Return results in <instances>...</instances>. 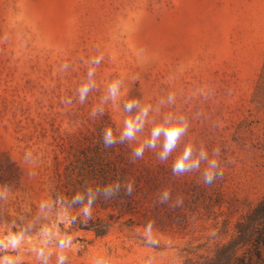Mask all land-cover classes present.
Masks as SVG:
<instances>
[{
  "label": "rangeland",
  "instance_id": "rangeland-1",
  "mask_svg": "<svg viewBox=\"0 0 264 264\" xmlns=\"http://www.w3.org/2000/svg\"><path fill=\"white\" fill-rule=\"evenodd\" d=\"M100 53L97 88L79 104L76 89L87 79L89 58ZM65 62L69 68L59 71ZM114 79L123 81L120 100L92 118ZM204 86L207 99L197 92ZM169 92L174 105L166 103ZM129 99L152 106L149 121L187 118L189 131L167 162L150 150L130 162V225L115 223L102 236L70 229L75 217L105 211L56 207L58 176L68 156L97 140L98 128L119 134L123 117L139 111L123 112ZM150 128L146 123L137 142L120 144L129 158ZM186 143L203 145L210 156L219 147L223 178L205 185L203 164L174 177L172 160ZM26 150L38 160L34 169L23 163ZM0 185L11 188L0 202V264H57L61 241L68 264H91L95 256L109 264L213 257L264 198V0H0ZM165 189L184 206L157 204ZM149 220L155 247L143 237Z\"/></svg>",
  "mask_w": 264,
  "mask_h": 264
},
{
  "label": "clouds",
  "instance_id": "clouds-1",
  "mask_svg": "<svg viewBox=\"0 0 264 264\" xmlns=\"http://www.w3.org/2000/svg\"><path fill=\"white\" fill-rule=\"evenodd\" d=\"M104 55L90 57L88 60V68L86 72V81L82 82L76 89V98L79 104H84L87 100L88 94L97 88V84L93 82V78L96 74V68L103 61ZM69 68L67 62L62 63L59 67V71L64 72ZM121 79H114L107 83L106 94L100 99L99 105L93 108L90 112L92 118L97 116L102 117L104 113V105L109 102L116 104L121 98L122 93ZM198 94L205 99L211 96V92L207 86H204L197 90ZM66 105L73 103L72 98H65L61 101ZM176 102V94L169 92L166 96V103L168 105H174ZM160 103H164L162 100ZM139 108V111L135 115H125L122 119V127L119 130V134H115L114 130L110 126H105L101 129V139L105 148H111L117 144H124L126 141L129 145L132 142H137V134L145 130V124L151 123L150 131L147 137L138 142L135 147L131 149L130 162L135 163L139 159H143L145 150L155 152L156 158L160 163H165L176 151L181 140L187 135L189 131V121L183 116L174 117L171 114L165 115L160 122L149 121V113L152 110L150 104H145L140 107V101L137 99H129L123 103V112L130 114L133 109ZM157 149H159L157 151ZM221 149L216 147L212 150L211 156L203 145L197 147L192 143H186L183 146L182 151L175 156L171 163V173L174 177H180L188 173L200 172L201 165H204L201 172L202 182L211 186L217 179L223 178V170L221 168ZM23 163L29 168L34 169L38 160L34 156L33 151L26 150L23 153ZM30 176H35V171L29 172ZM96 191L102 192L106 201L108 199H114L120 196L123 192L126 196H132L135 191V181H121L116 180L111 183L104 184L102 187H97ZM11 188L8 185H0V202H6L9 198ZM94 197L89 192V200L87 206L84 208L85 215H91V205ZM82 201V197L77 196L73 200V204H78ZM156 203L160 205H167L171 210L182 208L184 206V199L181 196H177L175 199L172 197V193L169 190H161L157 196ZM155 221L149 220L144 225L143 237L146 244L150 247L159 245V241L154 235ZM71 241H69V244ZM168 246H171V241L168 242ZM66 245L63 241L58 244V248L61 252L57 255V264H68V256L63 253ZM43 254V252L41 253ZM91 264H109L108 259L103 256H95L91 260ZM144 264H153L151 259H148Z\"/></svg>",
  "mask_w": 264,
  "mask_h": 264
},
{
  "label": "trees",
  "instance_id": "trees-1",
  "mask_svg": "<svg viewBox=\"0 0 264 264\" xmlns=\"http://www.w3.org/2000/svg\"><path fill=\"white\" fill-rule=\"evenodd\" d=\"M98 128L97 140L82 145L72 156H68L62 174H59L53 192L56 207L68 209L85 208L91 192V209L105 211L104 215L78 216L72 219L70 229L91 230L97 236L105 235L115 224L130 225V197L121 192L120 196L106 201L102 192L96 188L116 180L130 181V159L126 149L120 144L105 148ZM82 201L73 204V200ZM128 216L122 220L124 216ZM201 264H264V198L261 199L236 224V235L227 243L218 246L213 257Z\"/></svg>",
  "mask_w": 264,
  "mask_h": 264
}]
</instances>
